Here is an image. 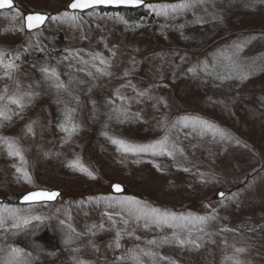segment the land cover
Listing matches in <instances>:
<instances>
[{
  "label": "rangeland",
  "instance_id": "1",
  "mask_svg": "<svg viewBox=\"0 0 264 264\" xmlns=\"http://www.w3.org/2000/svg\"><path fill=\"white\" fill-rule=\"evenodd\" d=\"M13 2L12 13L0 14V107L10 117L0 118V229L26 225L23 218L60 221L75 232L114 227L123 231L122 252L181 233L200 246L161 252L177 264H264V0H145L156 9L145 7L137 22L114 11L72 14L71 0ZM29 13L48 15L44 28L24 32ZM69 51L107 58L97 68L110 74L61 64ZM10 61L17 67L9 78ZM20 95L38 109L16 119L8 98ZM68 111L66 126H77L71 134L61 130ZM165 138L172 156L112 143ZM9 141L23 156H12L22 169L17 179L4 171ZM76 161L87 172L70 167ZM112 184L126 194L113 195ZM32 190L62 195L53 205L18 206ZM219 192L226 195L216 200ZM152 209L187 219L157 224ZM108 241L83 264H106Z\"/></svg>",
  "mask_w": 264,
  "mask_h": 264
},
{
  "label": "trees",
  "instance_id": "2",
  "mask_svg": "<svg viewBox=\"0 0 264 264\" xmlns=\"http://www.w3.org/2000/svg\"><path fill=\"white\" fill-rule=\"evenodd\" d=\"M99 13H107V11H100ZM116 13L127 22H137L148 14L147 8L139 11H118ZM94 57L96 56H89L81 51H72V53L69 51L61 53L58 59L61 64H71L85 74H97L99 73L97 72V67L100 64V60L94 59ZM101 59L107 58L103 57ZM36 88L33 93L35 98L41 95L39 87L37 86ZM34 100L31 96L23 103V108L18 107V113L14 115L16 119L28 113L33 114L38 109V104ZM19 111H23V114L19 113ZM14 116H12V119H14ZM4 122L7 123V121ZM5 166L7 167L4 170L6 173H12L15 179L20 178L19 172L16 171L18 167L14 157L11 156ZM118 232L120 234L119 238H117ZM122 234L123 231H118L114 227L108 229L106 227L101 228V226L93 227V225L82 232H75L65 224L60 223V221L47 223L35 221L19 227L3 228L0 229V264L12 259L9 254L13 248L20 250V255L15 264H79L82 260L91 259V257L95 256L97 244L104 238H109L105 250L110 257L106 264H133L130 258L133 254L140 256L142 264H173L174 261L164 257L161 252L163 250H181L188 245L185 244L180 247L176 243V236L184 239L186 237L185 234L173 233L166 238L150 240L155 241V243L150 244L148 241L142 249L122 252ZM202 234L204 232L200 233L201 236H204ZM117 240L120 244L119 248L116 247ZM143 252H151L153 255L145 256ZM118 257H123V259H117ZM161 257H164V259H161Z\"/></svg>",
  "mask_w": 264,
  "mask_h": 264
},
{
  "label": "snow or ice",
  "instance_id": "3",
  "mask_svg": "<svg viewBox=\"0 0 264 264\" xmlns=\"http://www.w3.org/2000/svg\"><path fill=\"white\" fill-rule=\"evenodd\" d=\"M141 5L148 7L150 9H153V10L156 9V6H154V5L145 4V0H71V3L68 5V7L72 10H79L80 12H84L85 10L95 9L97 7H100V6H105V7H108V6H111V7H120V6L137 7V6H141ZM13 6H14L13 0H0V10L12 9ZM188 6L189 5L187 3H185V4L175 5L172 7L185 8ZM63 15H64L65 19L75 20L77 18L75 16H69V14L67 12H65ZM56 18L57 17H52V19H56ZM46 19H48V17L41 15V14H38V13L37 14H29L26 17H24L25 26L29 30H33V29L39 28L42 24H44ZM4 56H5V53L0 52V62H2ZM17 59H18V57H17ZM94 59H99L100 63L102 65L107 64V62L105 60L101 59L98 55L96 57H94ZM4 67L7 70H9V71L5 72V75L9 76V78H10V70L16 68L17 66L13 62L10 61L6 65H4ZM41 71L46 76L55 77L57 80L59 79L56 72H55V69H52L50 71L48 68H42ZM97 72H100L102 75H109L110 74L107 72L106 68L105 69L97 68ZM89 75H91V73H89ZM125 75H127V73H125ZM56 86L58 88H63V84L58 83ZM4 91L6 92L7 89H5ZM139 94L144 95V93H139ZM23 98H24L23 95L9 97L8 102L10 104L16 105L17 107L23 108L24 107ZM3 99H4V96L0 95V100H3ZM120 99H123V97H120ZM0 118L10 119V117L7 115V105L0 107ZM185 119L187 120L188 118H185ZM70 122H71V111H68L65 113V124L61 125V130L68 132L69 134H71L72 132H75L77 130L76 125L73 124L71 127L66 126V124H68ZM200 123L203 124L205 126V128H207V129H212L213 131H217L213 125L208 124L206 121H200ZM28 131L29 132L32 131L31 125L28 126ZM221 135H222V133H221ZM7 143H8V155L19 157L20 160L23 162V156L21 154V151L15 145V143H13L11 141H9ZM112 143L117 145L118 150H121L123 152L138 153V152H149V151H151L153 155H165V154H167L168 156L173 155V152L169 151L167 149L166 138L164 140L158 141L154 144L143 145V146L132 145V144H129L123 140H118V139H112ZM70 167H74V168L78 167L79 170L87 172V169H85L82 165H80L78 161L72 162L70 164ZM16 171L22 172V169L18 167V168H16ZM185 171H187V169H185ZM88 175L92 176V173L88 172ZM23 176L27 181L30 182L31 177L28 176L26 171L23 172ZM113 188L117 192L122 190V188L119 184L113 185ZM58 195H59V193H57V192H50V191H46V190L30 191V192H27V193L22 195V202L39 203V202L51 201V200H54ZM220 195L223 196L224 193H220ZM151 214L155 216V222L157 224L169 225L170 220L187 219L185 217H176L172 214L161 213L158 209H152ZM35 219H40V218L35 217ZM195 219H197L200 223H203V222H205V220L207 218L206 217H196ZM23 223L27 224V223H29V220L27 218H23ZM61 223H63V222H61ZM93 227H95V225H93ZM101 228H103V225H101ZM201 231H202V229H201ZM119 235L120 234L118 232L117 238H119ZM165 242H167V241H165ZM149 243L150 244L155 243V241H149ZM176 243L180 247H183L185 244H189V243L194 244L197 248L200 246L199 244H196V242L193 240H190L188 238L181 239V238H179V236H176ZM116 247L117 248L120 247L118 240L116 243ZM236 251L237 252H243L244 249L238 248V249H236ZM9 255L12 257V259L4 261L3 264H15L17 258L20 255V250L13 248ZM143 255L152 256L153 254L151 252H143ZM130 258L133 261V264H142V261H141L139 255L133 254L130 256ZM117 259H123V257H118ZM161 259H164V257H161ZM79 264H83V261L79 262ZM173 264H175V262H173ZM234 264H240V262L237 260V261H234Z\"/></svg>",
  "mask_w": 264,
  "mask_h": 264
},
{
  "label": "water",
  "instance_id": "4",
  "mask_svg": "<svg viewBox=\"0 0 264 264\" xmlns=\"http://www.w3.org/2000/svg\"><path fill=\"white\" fill-rule=\"evenodd\" d=\"M70 3L71 2H69V4ZM14 8H15V4H14V6H13L12 9H3V10H0V13L10 12ZM144 8H145V6H143V5L137 6V7H126V6H120V7H111V6H108V7H105V6H100V7H97L95 9H88V10H85L84 12H80L79 10H72V9H70L67 6V11L69 13H72V14L85 15V14H88V13L93 12V11H114V12H118V11H139V10H142ZM29 14H37V13H29ZM29 14H26L24 17H26ZM38 14H41V13H38ZM41 15H44V16L48 17V19H46L45 22H44V24H42L39 28H36V29H33V30H29L25 26V20H24V17H23V23L22 24H23L24 32H26V33H33V32H36V31L41 30L42 28H44V26L46 25V23L49 20V16L46 15V14H41ZM113 185H115V184H112L110 186V192L113 195H120L121 196V194H123L124 191H125L124 188L121 186L122 190L119 191V192H117V191L114 190ZM32 191H37V190H32ZM46 191H48V190H46ZM50 192H57V193H59V195L54 200H51V201H45V202H39V203H27V202H22V195H23L22 194L20 196V198L16 201L17 202V205L20 206V207H28V206H36V205H53V204L57 203V201L61 197L62 193L60 191H58V190H50ZM26 193H27V191H26ZM220 193H223V192H219V193L216 194V200H220V199H222L226 195V193H224V195L221 196ZM2 202H3V200L0 199V204H2Z\"/></svg>",
  "mask_w": 264,
  "mask_h": 264
}]
</instances>
